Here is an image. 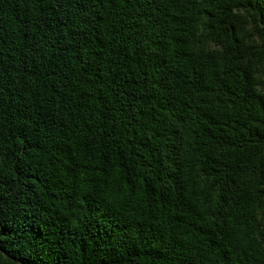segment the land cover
<instances>
[{
    "label": "trees",
    "instance_id": "16d2710c",
    "mask_svg": "<svg viewBox=\"0 0 264 264\" xmlns=\"http://www.w3.org/2000/svg\"><path fill=\"white\" fill-rule=\"evenodd\" d=\"M0 264H264V0H0Z\"/></svg>",
    "mask_w": 264,
    "mask_h": 264
}]
</instances>
